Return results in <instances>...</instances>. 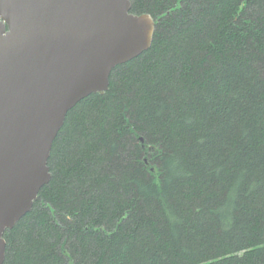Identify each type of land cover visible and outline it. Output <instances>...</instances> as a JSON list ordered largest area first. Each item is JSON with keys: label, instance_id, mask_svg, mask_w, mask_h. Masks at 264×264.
I'll use <instances>...</instances> for the list:
<instances>
[{"label": "trees", "instance_id": "1", "mask_svg": "<svg viewBox=\"0 0 264 264\" xmlns=\"http://www.w3.org/2000/svg\"><path fill=\"white\" fill-rule=\"evenodd\" d=\"M151 47L82 99L4 264H264V0H132Z\"/></svg>", "mask_w": 264, "mask_h": 264}, {"label": "water", "instance_id": "2", "mask_svg": "<svg viewBox=\"0 0 264 264\" xmlns=\"http://www.w3.org/2000/svg\"><path fill=\"white\" fill-rule=\"evenodd\" d=\"M132 0H0V264L4 234L52 172L68 112L109 90L113 69L147 51L156 22Z\"/></svg>", "mask_w": 264, "mask_h": 264}]
</instances>
